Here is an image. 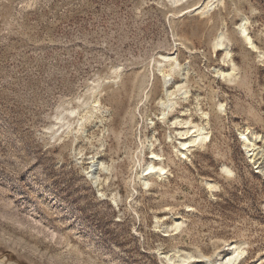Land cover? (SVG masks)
<instances>
[{
    "label": "rangeland",
    "instance_id": "1",
    "mask_svg": "<svg viewBox=\"0 0 264 264\" xmlns=\"http://www.w3.org/2000/svg\"><path fill=\"white\" fill-rule=\"evenodd\" d=\"M172 1L0 0V264H264V0Z\"/></svg>",
    "mask_w": 264,
    "mask_h": 264
},
{
    "label": "bare ground",
    "instance_id": "2",
    "mask_svg": "<svg viewBox=\"0 0 264 264\" xmlns=\"http://www.w3.org/2000/svg\"><path fill=\"white\" fill-rule=\"evenodd\" d=\"M173 1H177V0H173ZM210 1L211 0H209L207 3L202 2L199 6H197V9H195V10H198V8L200 10H202V8H204L205 6L207 7V9L211 8L213 3L212 2L209 3ZM247 23H248L247 18L242 17L241 18V21L237 25V29H238V32L241 35V37L246 41V43L251 48H255V45L253 44V41L250 38L249 33H248V30H247V26H246ZM224 29H225V27H224ZM225 40H226V36H225V33L223 31V27H222V30H220L218 32V34L216 35V37H215V39L213 41V47H218L220 50H223L225 52V55L228 56L230 52H229L228 46L225 44V42H226ZM259 57H262V56L260 55ZM166 64L169 67V68L167 67L168 68V70H167L168 72H162L161 73L162 80H163V95H164V100H161L160 101V105L163 108V111L161 112L162 117H164L167 114V112L172 108V106L174 104V102L170 98L171 95H172V92L168 90L167 86L169 85V81H170L172 75L174 73H176L177 71H180L179 62L177 61V59H176L175 56H172V55L162 56L161 57V62H159L158 67H157L158 70L161 71V68L163 66H165ZM162 69H164V68H162ZM178 74H179V72H178ZM219 74L222 75V76L224 75L223 72H220ZM178 76H180V74ZM149 77H150V79H152L151 78L152 77V74ZM185 93H186V91L183 90L182 91V94H185ZM145 94L146 93H144V95H143V99H145V97H146ZM94 102H95V104H94L93 108L99 112V114L101 115L100 118L102 119L103 118L102 116H104L103 113L107 112V108H105L104 106H102L101 103L97 99ZM84 119H86V118H84ZM99 121H101V120H99ZM241 135H242V140H243L244 147H246V148L247 147L248 148L249 147H252L254 145V142H255L254 140L256 139V137L259 136V135L256 136L254 134V132L252 130H250V129H246L245 133H241ZM207 139H209V133L206 131L205 126H201L199 128L196 127L193 131H191L190 138L187 141L180 142L179 144L182 147V150H186L188 147L192 146V144H194L196 142L205 141ZM246 152L249 153V149L246 150ZM180 153L181 154H185L183 151L182 152L180 151ZM151 154L152 155L150 156L149 163L145 166V168L142 171L145 172V175H148V176L155 175V176H159L160 177L161 175H164L166 173V170H165V168L162 165L155 164L153 162V160H160V159H159V157L155 153L154 154L151 153ZM248 155L249 156H252V155H254V153L251 152ZM102 165L103 164H101V162L92 161V163H91V165L89 167L90 170L88 171L89 177H91L94 180H96L97 179V175H96L97 172L96 171L98 170L99 166H102ZM102 168H104V167H102ZM142 182H143V184H147V178H143L142 179ZM240 249H241L240 246L239 247L238 246L237 247L235 246L232 249V255L229 256V257H227L225 259V262H222V264H238L237 263L238 259L244 254L243 249L242 250H240ZM187 258L188 259H184L182 257L177 256L178 262H176V263L184 262L186 260H189L191 258V256L189 255ZM170 261H171V259H170Z\"/></svg>",
    "mask_w": 264,
    "mask_h": 264
},
{
    "label": "snow or ice",
    "instance_id": "3",
    "mask_svg": "<svg viewBox=\"0 0 264 264\" xmlns=\"http://www.w3.org/2000/svg\"><path fill=\"white\" fill-rule=\"evenodd\" d=\"M229 175H231V173H229Z\"/></svg>",
    "mask_w": 264,
    "mask_h": 264
}]
</instances>
